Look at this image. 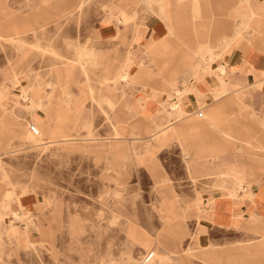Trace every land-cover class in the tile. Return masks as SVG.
Returning a JSON list of instances; mask_svg holds the SVG:
<instances>
[{
  "label": "rangeland",
  "instance_id": "obj_1",
  "mask_svg": "<svg viewBox=\"0 0 264 264\" xmlns=\"http://www.w3.org/2000/svg\"><path fill=\"white\" fill-rule=\"evenodd\" d=\"M232 2L246 4V11H236V36L213 45L211 10ZM254 14L259 18L251 27ZM263 15L264 0H0V264H163L166 254L176 264H264L263 232L202 229L195 214L198 199L220 193L214 166L230 165L241 150L228 146L214 165L188 168L173 143L152 155L159 163L154 169L147 156L133 154L138 140L131 132L150 133L145 105L138 113L132 106L144 87L145 95L167 93V109L176 101L190 108V92L179 90L183 82L217 81L229 96L213 101L212 95L207 108L220 104L223 126L225 117L235 118L236 81L227 68L226 90L218 80L225 64L209 66L224 60L245 30L246 40L248 31L261 33ZM154 17L155 35L148 28ZM153 35L160 38L146 52ZM244 92L240 114L253 144L246 152H252L258 139L264 145V106L257 91ZM227 97L233 102L221 104ZM173 112L176 122L149 139L190 127L189 115ZM206 136L210 144L224 141L212 128ZM259 153L264 162V147ZM254 157H241L246 180L239 181L250 187L264 182ZM168 189L180 216L165 223Z\"/></svg>",
  "mask_w": 264,
  "mask_h": 264
},
{
  "label": "crops",
  "instance_id": "obj_2",
  "mask_svg": "<svg viewBox=\"0 0 264 264\" xmlns=\"http://www.w3.org/2000/svg\"><path fill=\"white\" fill-rule=\"evenodd\" d=\"M254 4L257 5V3L253 2V5ZM218 5L219 4H216V7L211 10L212 13L210 15V19L212 32L210 37H207V39L209 38L211 40L213 45L217 44L218 39L221 36H234L236 27V11H246V4H243V8L237 7L238 4L235 2L227 4L223 3L221 6L219 5L220 7ZM220 9L225 11V14L228 15L227 18L220 19V14L218 13ZM262 17L264 18V15ZM154 19L156 20V23L152 20V24H150L148 28L149 32L155 35L157 33L156 28L160 27V23L155 17ZM261 26H263V24H261ZM248 32L251 34L250 40H246L245 30L239 44H237L227 55H225V59L222 61H216L213 64L214 67L218 66L219 63L225 64L228 68L229 76L239 79L236 80V82H233L231 88L232 91L237 89L240 90V93L235 96V102L238 105V108L233 111L235 118L225 117L224 121L226 123L223 126L221 124V120L224 119V109L219 106L220 104L214 105L209 109L207 108V99L209 100L212 98V95L214 96L213 101L222 100L225 96H229V93L225 94L221 92L222 89L220 83L217 81L205 83L183 82L184 87L178 89L180 91L190 92L188 96L191 98L190 108L189 106L184 105V109L188 110L196 106H200L197 111L192 112V114H196L197 117L191 116V114V117L189 116V119L185 121H189L187 124H190V127L187 128V126H181L180 129L184 127V130L181 132L171 131L172 128H170L169 134H167L164 138L158 140L149 139L151 134L158 132L161 128H169V125L175 123L176 119L174 117L173 110L170 107L167 109L168 94L166 93L164 96V94L158 93L154 97V92L150 93L148 91L147 95H145L144 92H146L147 89L144 87L136 94L135 105L132 106L135 112L138 113V109H140L142 105H145L147 113L146 117H148V119L144 126L150 132V135L148 134L147 136H143L139 133L138 129L132 128V137H136L138 140L135 142L137 145V151L134 153L135 144H133L132 152L133 154H136V157L147 156L148 159L151 160L153 168L158 169V160H153L151 158L152 155H154L158 149L173 143H177L181 146L183 161L188 168L193 166V164L214 165L216 161L220 160L221 157L219 154L222 152V149L227 148L228 146H233L234 148L241 150L240 152L237 151L239 154L234 156L233 162H231L230 165L219 162L214 166L216 171L213 174L218 178L216 186L219 187L218 189L220 190V193L216 195L211 194L204 200L198 199L199 201L196 205L195 214L202 229H206L208 225H211L216 229L227 230L243 229L246 227L251 228L252 226L254 231L263 232L262 237H264V227H262L264 226V182L254 184L259 180L254 181L251 184V188H249V196H246V190L238 188L239 179L246 180V165L241 158L244 157L246 153L255 155V161H258V165L262 167L264 172V162L261 158L262 153H259V150L264 147L263 142L258 139L254 145L256 151L246 152V145L248 144L251 146L253 144L251 139H249L251 135L247 131L246 125L243 123L242 116L244 114V108L241 106L239 101L246 89L255 90L257 91L259 106H264V28L259 34H254L250 31ZM154 35L153 37H149L150 42L146 44V52L150 51V47L155 39L160 38ZM102 39L111 38L104 37ZM140 40H143V38L139 40L136 39L135 41L139 42ZM206 41L207 40H205V42ZM199 42V40L195 42V47L198 46ZM130 43L132 45L133 42L131 41ZM186 50L185 46V52ZM185 52L182 55H184ZM182 55L179 57L180 59L183 57ZM197 60L198 58H196L195 62H197ZM193 65L197 67L196 63ZM183 71L184 68L181 73H184ZM197 72L198 71H196V73ZM238 82L241 84L240 86H236ZM228 101L233 102L229 97H227L220 103L225 104ZM207 110L210 112L209 117L206 119L205 113ZM163 111H165V115L162 114ZM200 111L203 112L202 117L198 116ZM153 112L157 113L155 114ZM240 113L243 114L241 115ZM160 117L162 119H160ZM185 122L182 124H185ZM234 127H236V131ZM209 128L220 132L221 135H223L224 141L220 140L210 144L209 141H207L206 136V131ZM140 149H142V151ZM244 186L246 187V185ZM163 194L168 196L167 207H164L165 214L162 215L165 223L168 219L172 222H176V219H178L180 215L178 212V217H176L172 208V204L176 205L175 201L171 198L174 196V191L172 189H168L163 191ZM203 210H205V212ZM179 226H181V224H179ZM205 245L210 244L207 243ZM215 245L219 246L223 244ZM251 245L261 247L263 246V243ZM243 255L244 253H242V255L240 254L239 257L241 258ZM164 257L165 259L162 261L163 264H176V262L173 261L172 257L168 254Z\"/></svg>",
  "mask_w": 264,
  "mask_h": 264
},
{
  "label": "bare ground",
  "instance_id": "obj_3",
  "mask_svg": "<svg viewBox=\"0 0 264 264\" xmlns=\"http://www.w3.org/2000/svg\"><path fill=\"white\" fill-rule=\"evenodd\" d=\"M247 1V0H246ZM256 18H259L256 14H254V16L252 17V19H251V21H250V25H251V27L253 26V20H255ZM241 35V34H240ZM235 36H236V34H235ZM234 36V37H235ZM239 37V36H238ZM12 39V38H11ZM224 41H223V43H225L226 45H229L231 42H232V40L231 39H228V40H225V39H223ZM133 58V57H132ZM209 63V62H208ZM209 68H210V70H214V66L213 65H210L209 66ZM126 68L123 70V72H122V74H121V77L123 78V79H125L127 76H126ZM218 72H219V75H218V80L221 82V84L223 85V87L226 89V90H228V87H227V84H228V79L227 78H224L223 77V75H225L226 73H227V67H226V65H222V64H219V70H218ZM218 74V73H217ZM232 79V78H231ZM233 80H239L238 78L236 79V78H233ZM239 83V82H238ZM239 85H241L240 83H239ZM181 93H183V97H182V99L185 97V93L184 92H181ZM235 94V93H234ZM25 96V95H24ZM181 99V100H182ZM173 111H175V113H177L178 114V116H184V115H186V116H190V114L189 113H187L186 111H185V109L183 108V106L181 105V102L179 101V102H175V103H173L172 105H171V107H170ZM200 114H202V112L200 111L199 112V116H202V115H200ZM185 116V117H186ZM162 132H164V130H160V131H158L157 132V135H159L160 133L162 134ZM115 134H116V132H115ZM118 134V133H117ZM156 134V133H155ZM160 134V135H161ZM120 135V134H119ZM159 135V136H160ZM163 135V134H162ZM120 137V136H119ZM118 137V138H119ZM157 137V136H156ZM126 138V137H125ZM154 139H156L155 138V136L153 137ZM160 138V137H159ZM78 140H79V138H77ZM83 139V138H82ZM82 139H80V140H82ZM135 139H137L136 137H135ZM86 140V139H85ZM133 141V140H132ZM56 143V142H55ZM59 144V143H58ZM244 185H246V187L244 186ZM238 188L239 189H244V190H246V196H249L250 195V192H249V188H251L249 185H247V184H245V183H243V182H241V181H239V183H238ZM221 199V198H220ZM231 200V199H230ZM15 214V216H17V217H19V213H14ZM1 216V215H0ZM30 222V221H29ZM28 236V235H27ZM129 254V253H128ZM136 255H137V257H139V258H143V256H144V253L142 252V251H139V252H137L136 253ZM150 255V254H149ZM149 255H148V257H149ZM148 257L146 258V262H150L151 261V259L154 257V254H152V258H150L149 260H148Z\"/></svg>",
  "mask_w": 264,
  "mask_h": 264
},
{
  "label": "built area",
  "instance_id": "obj_4",
  "mask_svg": "<svg viewBox=\"0 0 264 264\" xmlns=\"http://www.w3.org/2000/svg\"><path fill=\"white\" fill-rule=\"evenodd\" d=\"M200 115H202V114H200ZM34 129V128H33ZM35 130V129H34ZM152 254L153 253H151L150 255H149V257H148V260L150 259V258H152Z\"/></svg>",
  "mask_w": 264,
  "mask_h": 264
}]
</instances>
